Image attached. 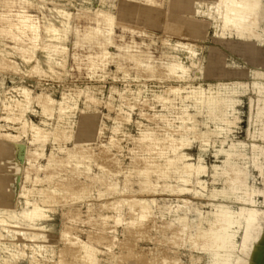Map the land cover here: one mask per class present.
Segmentation results:
<instances>
[{
	"label": "rangeland",
	"instance_id": "rangeland-1",
	"mask_svg": "<svg viewBox=\"0 0 264 264\" xmlns=\"http://www.w3.org/2000/svg\"><path fill=\"white\" fill-rule=\"evenodd\" d=\"M216 1L0 0V132L18 131L20 122L8 124L3 119L8 115L4 105L22 99L21 88L32 90L35 100L26 117L41 130L35 144L26 140L42 156L27 168V151L18 145V155L27 164L21 172L23 187L18 188L45 214L40 221L45 226L43 240L7 241L9 249L21 252L16 259L0 243V264H86L84 243L96 249L94 264H176L178 259L180 264H210L212 257L200 244L208 231L199 229V223L200 212L210 211L214 201L206 195L171 191L178 184V173L164 166L167 160L158 151H147L140 138L152 134L162 138L166 148L179 125L180 97L193 86L219 83L220 75L232 70L235 74L223 81L242 84L248 91L242 111L232 117L231 137L261 145L264 165V129L261 138L249 136L254 130L253 100L264 99V93L255 89L258 84L264 88V0L257 20L258 38L234 26L223 29ZM27 15L38 27L37 35L14 27ZM106 15L114 19L108 40L103 36L85 39L90 29H108L103 21ZM67 19L68 38H51L48 28L62 29ZM178 60L190 67L186 79L169 72V64ZM202 70L212 76H200ZM176 87L182 89L179 96L173 91ZM89 93L97 96L96 104H87ZM159 94L173 99L174 105L164 107L163 99L156 97ZM47 96L59 101L68 97L72 108L61 116L58 105L53 109L45 104ZM92 113L97 119L87 127L83 119ZM161 114L166 117L162 119ZM260 122L264 127V114ZM32 134L33 130L30 139ZM199 144L197 140L186 150L193 162L199 156ZM245 154L250 157L249 152ZM205 161L209 192L221 185L212 182L211 174L214 165L222 164V157L210 148ZM246 170L241 179L259 189L260 230L251 247L239 251L241 259L234 264H264V173L253 165ZM249 172L253 176L246 178ZM135 199L151 204L146 217L138 206L131 210ZM27 207L19 195L15 211L23 219L20 228L30 224L22 215ZM182 209L190 210L192 220L184 239L178 236V222L173 221Z\"/></svg>",
	"mask_w": 264,
	"mask_h": 264
},
{
	"label": "bare ground",
	"instance_id": "bare-ground-1",
	"mask_svg": "<svg viewBox=\"0 0 264 264\" xmlns=\"http://www.w3.org/2000/svg\"><path fill=\"white\" fill-rule=\"evenodd\" d=\"M215 6L217 15L222 19L223 29L234 26L238 32L246 31L255 38L260 36L261 31L257 20L259 14L263 11V0H217ZM191 11L194 12L193 10ZM66 15L69 17L70 14L66 13ZM103 21L108 26L106 31L101 28L90 29L84 38L91 40L103 36L108 40V36L114 30V19L112 16L106 15ZM193 26L194 24L191 23L190 27L192 28ZM14 27L32 30L36 35L38 33V27L31 22L30 15L20 17ZM69 32L70 22L68 19L64 21L62 29L56 27L48 28L50 37L59 41H65ZM103 54L104 56L107 55L105 51ZM31 57L30 53L29 58ZM190 57L194 58V51H191ZM168 68L169 72L178 75L182 79L188 77L190 69L181 60L169 64ZM233 74L235 72L232 70H226L220 75L219 83L210 84L208 87L204 85L193 86L185 96L180 97L179 113L181 115L178 116L179 125L177 130L169 136L168 144L165 145L166 148L163 147L162 138L155 139L152 134L146 133L140 138L147 151L152 154L158 151L157 155L167 160L164 166L171 171H175V174L178 173L176 175L178 184L171 191L178 192L181 195H184V193L195 196L206 195L209 200L214 201L210 211L206 213L200 212L201 221L199 223V229L208 231V233H205L208 238L200 242V244L201 248L211 255L210 264H234L241 259L239 251L253 244L260 230L258 226V207L260 204L256 200V193L259 189L257 186L251 185L248 180L243 178L242 180L241 174L252 165L264 173L263 157L260 155L263 147L258 143L250 144L231 137L233 135L231 129L232 117L237 116L242 111L241 107L245 102L243 97L248 91V88L242 84L223 81V77L233 76ZM207 75L212 76V74H205L203 70L201 71L200 76ZM255 89L257 92L264 93L263 86L259 84L256 85ZM173 91L178 96L182 93L181 87H176ZM20 92L22 99L17 100L14 105H4V110H6L8 115L4 116L3 119L8 124L20 122L21 125L17 128V132L9 130L0 132V243L6 249H9L7 241L14 244L17 239L24 238L35 243L42 241L44 238L43 230L45 229V226L40 223L45 216L42 207L37 204H31L29 194L23 188V190L18 188V185L23 187L24 184L21 177L22 169L27 166H29L27 168L34 166L39 161V156H42V151L38 148L31 150L26 140L28 139L35 144L40 136L41 128L32 125L26 117V113L32 108L35 96L33 91L27 87L21 88ZM156 97L163 99L164 107L173 102V99L163 97L162 94ZM47 98L45 104L53 109L58 105L61 116L72 108V99L69 100L68 97H64L60 101L51 96H47ZM87 99L89 102L87 104L97 103V96L93 93H89ZM252 104H254V111L251 113L250 118L254 130L249 131V136L257 139L263 136L264 127L263 123L260 122V117L264 114V99L253 100ZM43 112L49 113L47 110H43ZM199 116H202L201 120ZM160 117L164 119L166 115L161 114ZM96 119V113L87 114L83 119V123L90 127L95 124ZM166 124L172 126L171 121ZM31 130H33V137L30 139L28 136ZM197 140L200 143L199 156L197 161L193 162L192 154L186 150L195 144ZM19 144L22 145L20 148H25L27 151V156H25L27 166L18 155ZM210 148L213 149L216 157H222V164L214 165L211 174L212 182H220L221 185L219 187L214 186L211 191L207 192L208 179L206 177L208 175V165L205 161V154ZM247 152H249V158L245 157ZM168 154L170 156H167ZM230 169L234 170L232 171L233 175L236 174L234 177L230 176L231 172L229 174L228 171ZM252 176L251 172H249L246 178ZM19 195L26 199L28 205L22 212V215L30 222L26 228H20L23 219L19 218L15 211ZM135 206L139 207L142 217H146L151 208L149 201L142 199H135L131 210H135ZM5 213H7V216ZM189 214V209L179 210L173 220L178 222V236H181L182 239L186 237L192 225ZM5 230L7 234L3 233ZM9 250L11 251L12 259L22 256L20 251ZM81 250H83V259L86 264L96 263V249L92 245L84 243L81 245ZM176 264H180L179 259Z\"/></svg>",
	"mask_w": 264,
	"mask_h": 264
}]
</instances>
